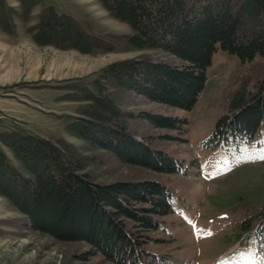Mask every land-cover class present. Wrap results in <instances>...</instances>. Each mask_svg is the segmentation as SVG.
<instances>
[{
	"label": "trees",
	"instance_id": "16d2710c",
	"mask_svg": "<svg viewBox=\"0 0 264 264\" xmlns=\"http://www.w3.org/2000/svg\"><path fill=\"white\" fill-rule=\"evenodd\" d=\"M24 10L43 0H21ZM112 18L127 24L128 46L162 50L182 61L170 65L148 57L115 62L83 86L81 116L70 118L67 130L92 147L111 153L129 166L175 174L182 164L146 139L130 134L125 112L107 92L109 85L182 110H191L207 83L206 70L221 47L240 61L264 56V0H101ZM32 2V3H31ZM30 4V5H29ZM18 12L0 0V27L14 35ZM34 38L41 47L82 53L115 52L110 39L92 34L72 15L52 5L42 8ZM245 99L239 92L229 114L221 117L210 147L225 142H251L264 132V80ZM134 114H129L131 118ZM157 129H181V120L143 114ZM17 166L0 149V196L6 198L32 232L61 242H81L90 248L82 257L102 256L111 264H168L146 246L150 232L162 228V218L175 213L172 191L154 181L100 185L82 173L86 165L63 141L55 143L27 133L1 138ZM252 237L264 244V206Z\"/></svg>",
	"mask_w": 264,
	"mask_h": 264
},
{
	"label": "rangeland",
	"instance_id": "374dc122",
	"mask_svg": "<svg viewBox=\"0 0 264 264\" xmlns=\"http://www.w3.org/2000/svg\"><path fill=\"white\" fill-rule=\"evenodd\" d=\"M5 1L18 14L14 35L0 27V138L19 132L63 141L72 156L86 165L82 173L103 186L147 180L167 186L175 213L162 218L159 231L149 233L146 249L168 264H264V244L258 248L252 238L264 206V160L259 158L264 156V132L251 142L208 145L235 96L244 91L248 100L258 92L264 80V56L244 63L219 47L205 72V88L188 111L109 85L107 92L125 112L128 132L182 164L175 174H159L122 163L70 134L67 126L71 117L84 111L80 88L92 89L103 68L143 57L170 65L184 63L159 49L128 46L130 26L112 18L101 0H43L28 10L21 0ZM46 5L72 15L92 34L110 39L115 52L85 54L38 45L35 29ZM142 113L176 118L182 128L157 129ZM129 114L134 116L128 118ZM0 149L17 166L1 139ZM24 223L22 215L0 196V264H111L100 255L86 261L82 257L91 251L87 245L34 233Z\"/></svg>",
	"mask_w": 264,
	"mask_h": 264
},
{
	"label": "snow or ice",
	"instance_id": "6c2138e0",
	"mask_svg": "<svg viewBox=\"0 0 264 264\" xmlns=\"http://www.w3.org/2000/svg\"><path fill=\"white\" fill-rule=\"evenodd\" d=\"M260 159L264 160V156L259 157ZM189 223H192L191 221H189ZM193 228H195V225L193 224ZM208 235H212V233L209 231Z\"/></svg>",
	"mask_w": 264,
	"mask_h": 264
}]
</instances>
